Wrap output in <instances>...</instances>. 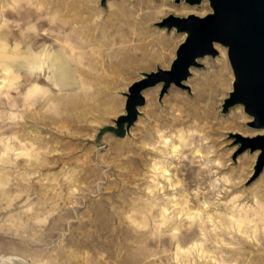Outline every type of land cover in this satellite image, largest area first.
<instances>
[{"label":"rangeland","instance_id":"1","mask_svg":"<svg viewBox=\"0 0 264 264\" xmlns=\"http://www.w3.org/2000/svg\"><path fill=\"white\" fill-rule=\"evenodd\" d=\"M140 1L0 0V264H264V221L247 233L231 219L264 199L261 149L241 150L264 127L243 103L225 110L227 48L186 86L144 88L124 133L102 131L186 37L157 24L173 11L144 17ZM161 1L212 12L207 0L147 10Z\"/></svg>","mask_w":264,"mask_h":264},{"label":"water","instance_id":"2","mask_svg":"<svg viewBox=\"0 0 264 264\" xmlns=\"http://www.w3.org/2000/svg\"><path fill=\"white\" fill-rule=\"evenodd\" d=\"M186 1L192 3L199 0ZM210 1L213 12L203 17L190 14L187 17L171 15L165 19L169 27L175 24L179 30L188 32L176 49V58L170 69L157 68L129 85L126 100L128 113L115 120L117 128L106 126L102 131L110 129L117 133L119 129L121 134L124 133V123L128 128L138 115L136 107L145 102L142 95L144 88L159 82L163 83L162 92L171 83L186 86L182 80L189 75L191 66H199L197 58L217 54L215 41L227 46L228 59L236 79L234 89L224 103L225 110L236 102L243 103L246 112L253 115L250 124L264 127V0ZM244 142L241 150L261 149L258 163L263 165L264 134L244 137Z\"/></svg>","mask_w":264,"mask_h":264},{"label":"bare ground","instance_id":"3","mask_svg":"<svg viewBox=\"0 0 264 264\" xmlns=\"http://www.w3.org/2000/svg\"><path fill=\"white\" fill-rule=\"evenodd\" d=\"M151 1H153V0H141L138 4L140 5V6H138V4H136V6H135V8H137V9H135V10H139V11H142V15L144 16V14H148V16H150L151 18H154V20L155 19H158L162 14H164V13H166V12H170V11H173L176 15H173V16H175V17H181V16H177V14H179L180 13V11L182 10V11H184L185 12V8H183L182 6L181 7H172L170 4H167V3H165L164 1H161L159 4H155L154 2L152 3V4H155L154 5V8L156 9L154 12H150L149 10H147L148 8H150V3L149 2H151ZM202 1H205V0H199L198 2H189L190 4H200ZM207 1H210V0H207ZM152 4H151V6H152ZM210 5H211V3H210ZM153 8V7H152ZM189 10V9H188ZM191 10V9H190ZM128 13H129V11H127ZM136 12V11H135ZM134 12V13H135ZM192 12V11H191ZM212 12H213V8H212ZM211 12V13H212ZM183 13V12H182ZM130 14V13H129ZM131 15V14H130ZM190 15V14H189ZM194 15H196V14H194ZM132 16H133V14H132ZM142 16V17H143ZM169 16H171V15H168L167 17H169ZM197 16H199V15H197ZM144 17H146V15L144 16ZM144 17H143V19H144ZM167 17H165L164 19H162V21H160L159 23H157L158 25H162L161 23H164L165 22V19H167ZM185 17H187V16H185ZM200 17H203V16H200ZM145 20V22H146V20H148L147 18L146 19H144ZM153 20V19H152ZM151 20V21H152ZM165 24H167L166 22H165ZM166 27H168V24L167 25H165ZM165 26H163V27H165ZM168 28H174V29H176L178 32H180V33H183L184 35H186L187 36V34H188V32H187V30H184V31H181V30H179L178 28H177V26L174 24V25H172L171 27H168ZM186 38V37H185ZM185 40V39H184ZM183 40V41H184ZM182 41V42H183ZM160 42L161 43H164V44H170L169 43V39L168 38H161L160 39ZM217 45H221V46H223V47H225V48H227V46H225V45H223L222 43H220V42H218V41H215L214 42V48L216 49V51H218L217 50ZM228 49V48H227ZM221 50V54L222 55H224V50L221 48L220 49ZM206 55H211V54H206ZM206 55H204V56H201V57H198L197 58V63H199L200 64V62H199V59H201V58H203V57H205ZM176 58V57H175ZM166 63V62H165ZM56 67L57 68H59V69H63L64 68V66H61V65H56ZM169 67V65L168 66H166V67H164V68H168ZM193 67H195V66H191L190 68H189V75L188 76H191L192 75V73H193ZM158 68H160V67H158ZM163 69V68H162ZM170 69V68H169ZM169 69H165V70H169ZM64 72H66L65 71V69H64ZM63 72V73H64ZM145 74H147V73H145ZM145 74H144V76H142V77H145ZM187 76V77H188ZM186 77V78H187ZM185 78V79H186ZM185 79H183L182 80V84L183 85H185L184 84V80ZM236 80V79H235ZM159 83H162V82H159ZM158 83V84H159ZM235 83V82H234ZM157 85V84H156ZM151 87V86H150ZM147 88H149V86L148 87H146L145 89H147ZM42 88L40 87V86H38V85H34L33 87H32V89L31 90H41ZM145 91V90H144ZM143 92V91H142ZM142 95H143V93H142ZM143 97H144V95H143ZM145 98V97H144ZM236 104H242V103H239V102H236V103H234V104H231L230 106H233V105H236ZM140 106V105H139ZM139 106H137L136 107V109H137V112H138V107ZM142 106V105H141ZM127 114V112H125V113H123L122 115H126ZM260 130H264V128H260ZM181 136V135H180ZM160 138H161V140H160V143H162L163 145H167L168 143H169V141H167V138H165V136L164 135H160ZM170 146H171V148H172V151H177V146H176V144H174V143H170ZM263 198V197H262ZM255 201V200H254ZM256 202L257 203H255L254 205H253V207L252 208H249V209H245V208H241V209H239V211L238 212H236V213H231V215H232V217H231V219L234 221V223L238 226V228H242V229H244V231L245 232H249V228H252V229H254V232L255 233H257V231H258V229H259V223L260 222H263L264 221V199L262 200H260V199H256ZM156 208H158V210H159V215L160 216H162L164 219H165V213H166V211H167V207L164 205V204H157L156 206H155ZM155 207H153V208H155Z\"/></svg>","mask_w":264,"mask_h":264}]
</instances>
